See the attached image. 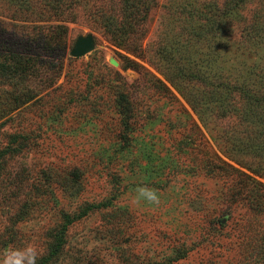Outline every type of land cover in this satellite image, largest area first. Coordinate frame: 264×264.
Returning a JSON list of instances; mask_svg holds the SVG:
<instances>
[{
  "label": "rangeland",
  "instance_id": "1",
  "mask_svg": "<svg viewBox=\"0 0 264 264\" xmlns=\"http://www.w3.org/2000/svg\"><path fill=\"white\" fill-rule=\"evenodd\" d=\"M135 1L153 6L127 25L128 0H0V249L264 264V43L224 49L221 77L179 88L155 58L168 0ZM89 33L94 49L73 57ZM143 184L158 206L132 202Z\"/></svg>",
  "mask_w": 264,
  "mask_h": 264
},
{
  "label": "trees",
  "instance_id": "2",
  "mask_svg": "<svg viewBox=\"0 0 264 264\" xmlns=\"http://www.w3.org/2000/svg\"><path fill=\"white\" fill-rule=\"evenodd\" d=\"M250 2L252 0H168L163 4L165 24L159 35L155 58L177 87L182 88L175 79L184 83L189 78L192 81L210 75L221 77L222 62L219 59L225 57L222 51L230 46L258 55L256 47L264 43V36L259 40L255 34L259 27H264V15L259 12V6L258 13L249 17L246 11ZM127 3L134 5L131 8L132 5L127 4V25H133L141 17L148 18L153 6L143 8L145 3L135 5V0ZM260 3L264 6V0ZM143 10L146 12L141 15ZM237 28L241 30L239 42L234 41Z\"/></svg>",
  "mask_w": 264,
  "mask_h": 264
},
{
  "label": "clouds",
  "instance_id": "3",
  "mask_svg": "<svg viewBox=\"0 0 264 264\" xmlns=\"http://www.w3.org/2000/svg\"><path fill=\"white\" fill-rule=\"evenodd\" d=\"M132 202L159 205L161 202L159 191L143 184L135 188ZM41 256L40 249L32 242H25L21 246L9 245L0 249V264H37Z\"/></svg>",
  "mask_w": 264,
  "mask_h": 264
},
{
  "label": "water",
  "instance_id": "4",
  "mask_svg": "<svg viewBox=\"0 0 264 264\" xmlns=\"http://www.w3.org/2000/svg\"><path fill=\"white\" fill-rule=\"evenodd\" d=\"M94 47H95L94 35L89 33L87 35H81L77 38V41L70 53L73 57H81L91 52L94 49ZM111 63L117 65V62L114 59H111Z\"/></svg>",
  "mask_w": 264,
  "mask_h": 264
}]
</instances>
